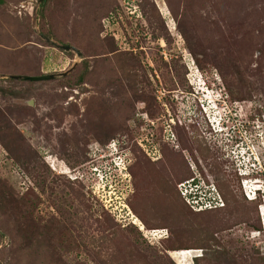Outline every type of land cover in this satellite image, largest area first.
Segmentation results:
<instances>
[{
  "label": "rangeland",
  "instance_id": "rangeland-1",
  "mask_svg": "<svg viewBox=\"0 0 264 264\" xmlns=\"http://www.w3.org/2000/svg\"><path fill=\"white\" fill-rule=\"evenodd\" d=\"M36 1L0 0V264H264V195H245L263 186L240 183L264 151V0ZM241 125L257 144H231ZM176 132L224 209L159 195Z\"/></svg>",
  "mask_w": 264,
  "mask_h": 264
},
{
  "label": "trees",
  "instance_id": "trees-1",
  "mask_svg": "<svg viewBox=\"0 0 264 264\" xmlns=\"http://www.w3.org/2000/svg\"><path fill=\"white\" fill-rule=\"evenodd\" d=\"M45 1L46 0H42L41 1L39 12H42V7L44 6ZM110 1H111L112 6L116 5L115 0H110ZM10 80L11 81H19V80H14V79H10ZM212 81H214V80H212ZM24 82L27 83L28 81H24ZM223 87L230 90V87L227 85V83H225V81H224ZM1 90L3 92L6 91L5 89H1ZM263 126H264V124H263ZM241 127H242L243 134H244V142H247V143H249L251 145H252V143L257 144L258 142L256 141V138H255V135H254V131H252L251 128H249V130H248L247 129L248 127L246 128L244 125H241ZM176 135H177L176 141L179 144L178 145L179 146L178 150H173L172 148H170L167 145H165L166 149H165V151H163L164 158L162 160L161 159L159 160L161 162L162 168H163L162 172H163L164 180L162 179V182L165 183V184H162L164 186V189H162V185H161L160 189H158V193H159L160 196L163 193L165 195V197H166V200H168V201L170 199H174V200L179 201L183 206H185L190 211H192L189 208V206L187 205V203L185 201H183V199H182L183 197L181 198V195L179 194V192L177 191V188L175 186L179 182H181L182 180H185V179H187L189 177L194 179V184L201 182L202 185H206L204 183V181L200 177L196 176L194 178V176H193L194 172L192 173V170H191L193 167L195 168V166L201 165L200 163L197 162L196 156L201 158L203 150L202 151L198 150V147H197L198 144L196 143L198 140L196 138H190V142H187V138L188 137H187L186 134L184 136H180L176 132ZM237 143H238V141H232L231 144H237ZM205 147H206L205 149H209L207 144H206ZM186 153L187 154H191L193 156V160L194 161L192 160V162H191L190 160H188V158L186 156ZM258 157H259L261 163L264 165V151L258 152ZM157 161H158V159H157ZM152 163L155 164L156 162H152ZM236 171H237V169H236ZM203 175H205V174H203ZM254 177L256 178V182L261 181V186H263V188L258 190V194L261 197H263V195H264V182L260 178V174L259 175L258 174H254ZM75 180H76V178L72 179V182H75ZM240 183H241V180H240ZM158 186H160V183H159ZM226 189L227 188H222V187H218V186H217V189H216L218 194H219V196H220V198H221V200H222V205L221 206H216L214 208H208V209H205V210L192 211V212H194V213H203V212H213V211L224 209V207H226V203L230 199V197L227 195V192H226L227 190ZM144 196L147 199L150 200V202L149 201H145V202L150 203L152 206H154L157 203L154 200V198L147 197V196H150V195H146L144 193ZM255 200H256V198L253 199V200H249V201H255ZM136 202L137 203L139 202L140 205L138 204V206H137V205H132L130 203V208L134 212H137L138 207H144L143 206L144 202H141L139 199ZM223 202H224V204H223ZM144 209H145V207H144ZM159 210H160L159 207H154L153 211L150 213V215H152L154 217L156 215V211H159ZM139 217L142 220V222H144V224H145V226L147 228L153 229V228H164V227H167L165 224L164 225H155V224L151 225V224H148V222H147L148 218H146L144 215H141V216L139 215ZM19 221H21L22 223H25V219H22V220H19ZM187 247H189V246H187ZM195 264H197V262H195Z\"/></svg>",
  "mask_w": 264,
  "mask_h": 264
},
{
  "label": "clouds",
  "instance_id": "clouds-1",
  "mask_svg": "<svg viewBox=\"0 0 264 264\" xmlns=\"http://www.w3.org/2000/svg\"><path fill=\"white\" fill-rule=\"evenodd\" d=\"M224 116V115H223ZM226 118V119H225ZM219 120L221 121L220 122V126H218V131H221L222 133H224V134H227V133H229V132H231L232 133V130L233 129H229L228 128V125H226V123L227 122H230V120H229V117H223L222 119H220L219 118ZM233 120V119H232ZM264 123V122H263ZM226 126V127H225ZM225 127V128H224ZM237 134H239L238 132H237ZM238 138V139H237ZM235 139L238 141V144L239 143H241V141H244V137H243V140H241V137H238V136H234L231 140L232 141H235ZM231 140H229V142L231 141ZM108 149H109V151H108V149L106 150V155L105 156H112V158H111V161H113V163H114V165H115V161H119L120 160V157L122 156V154H121V152L120 151H118V148L116 147V146H111V148H109V147H107ZM257 152H259V151H257ZM256 152V153H257ZM253 157H254V162L255 163H252L250 166H252V168H249V169H246L247 171H249V172H243V174H240V175H245V176H250V177H243V179H241V181H243V180H251L252 181V183L254 184V185H251L252 187H255V186H258L256 183L257 182H255L256 181V178L254 177V174H264V169L262 168V163H261V161H260V159H259V157H258V154L257 155H255V154H253ZM112 163V164H113ZM238 170V169H237ZM251 178V179H250ZM71 179H74V178H71ZM187 183V185L186 186H188V187H186L185 188V190H186V194H187V196H189V197H192V198H196V197H198L200 194H202V193H205V189H207V191H206V193H207V197L209 198V199H212V196H213V193L214 192H211V191H213V189L212 190H210V188L209 187H206V186H208V185H202V184H200V183H195L194 184V179H191V181L190 182H186ZM212 186V185H211ZM259 186H261V184H259ZM185 187V186H184ZM261 188L260 187H255L254 188V190H251V192H252V194H251V197L249 198L248 197V195H249V193H248V195L245 193V191H244V193H245V195H247L246 197L249 199V200H253V199H255L256 198V194L257 195H259L258 194V190H260ZM214 190H216V189H214ZM204 191V192H203ZM217 192V191H216ZM205 193V194H206ZM218 193V192H217ZM212 201H214V199H212ZM198 255H194V256H191L190 258L191 259H194L195 257H197Z\"/></svg>",
  "mask_w": 264,
  "mask_h": 264
},
{
  "label": "built area",
  "instance_id": "built-area-1",
  "mask_svg": "<svg viewBox=\"0 0 264 264\" xmlns=\"http://www.w3.org/2000/svg\"><path fill=\"white\" fill-rule=\"evenodd\" d=\"M124 2H127V14L130 16L131 13V7H130V0H123ZM19 11L21 9L24 8L23 4L19 5ZM134 15V13L130 16L132 17ZM213 189V196L212 199H214V201H212V199H209L207 197V194L202 193L200 194L198 197L196 198H192L187 196L186 194V190L184 185H182V187L179 189L181 192V195L183 196L184 201L187 203V205L193 210V211H200V210H205L208 208H214L216 206H221L222 205V200L219 196V194L216 192V190H214L215 188L212 186Z\"/></svg>",
  "mask_w": 264,
  "mask_h": 264
},
{
  "label": "water",
  "instance_id": "water-1",
  "mask_svg": "<svg viewBox=\"0 0 264 264\" xmlns=\"http://www.w3.org/2000/svg\"><path fill=\"white\" fill-rule=\"evenodd\" d=\"M42 0H37L36 4L33 9V14H35L37 7L40 5ZM38 34L41 36V38L45 39L49 43L53 44L54 46L61 48L63 50H72L75 53L76 58L79 60L82 57V53L80 52L79 49L76 47L69 45V44H61V43H56L52 41L50 38L47 36H44L42 33L38 32ZM64 75L65 73H61ZM56 76V74H45V75H40V76H29V75H10L11 78L15 79H25V80H31V81H36V80H45V79H53Z\"/></svg>",
  "mask_w": 264,
  "mask_h": 264
},
{
  "label": "flooded vegetation",
  "instance_id": "flooded-vegetation-1",
  "mask_svg": "<svg viewBox=\"0 0 264 264\" xmlns=\"http://www.w3.org/2000/svg\"><path fill=\"white\" fill-rule=\"evenodd\" d=\"M173 144H174V140H173V142H172ZM177 146V145H176ZM178 147V146H177ZM189 156H191L190 158H188V160H190L191 162H192V160H193V156L191 155V154H188ZM196 159H197V162H199L200 164H201V160H199V157H197L196 156ZM194 161V160H193ZM207 185V184H206ZM214 187V186H213ZM214 188H216V187H214ZM223 204H224V202H223Z\"/></svg>",
  "mask_w": 264,
  "mask_h": 264
},
{
  "label": "bare ground",
  "instance_id": "bare-ground-1",
  "mask_svg": "<svg viewBox=\"0 0 264 264\" xmlns=\"http://www.w3.org/2000/svg\"><path fill=\"white\" fill-rule=\"evenodd\" d=\"M250 191H251V190H250ZM250 191H249L248 193H250V195H251L252 192H250ZM250 195L248 196L249 198L251 197ZM246 196H247V195H246ZM174 252H175V251H171V252H170V254H171L172 257H176V255H177V254H174ZM182 253H184V252H182ZM188 256H189V255H188Z\"/></svg>",
  "mask_w": 264,
  "mask_h": 264
}]
</instances>
